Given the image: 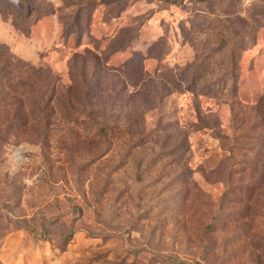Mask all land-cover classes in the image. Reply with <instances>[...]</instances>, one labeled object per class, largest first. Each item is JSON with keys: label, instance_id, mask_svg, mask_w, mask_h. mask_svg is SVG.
<instances>
[{"label": "rangeland", "instance_id": "374dc122", "mask_svg": "<svg viewBox=\"0 0 264 264\" xmlns=\"http://www.w3.org/2000/svg\"><path fill=\"white\" fill-rule=\"evenodd\" d=\"M1 7L0 264H264V0Z\"/></svg>", "mask_w": 264, "mask_h": 264}, {"label": "trees", "instance_id": "16d2710c", "mask_svg": "<svg viewBox=\"0 0 264 264\" xmlns=\"http://www.w3.org/2000/svg\"><path fill=\"white\" fill-rule=\"evenodd\" d=\"M168 1H171V0H168ZM6 10H7L6 7H1L0 12L6 11ZM13 12H18V9H17V11L15 9ZM12 14H14V13H12ZM118 35H121V32L118 33ZM79 45H80V43H79ZM235 90L237 91L236 88H235ZM233 92H234V90H233ZM234 93H233V96H236V95H234ZM106 112H107V108H104L103 112H101V117H103L104 119L106 118L105 117ZM261 115H262V120H263V125H264V110L261 113ZM225 138H227V136L220 137V139H225ZM229 152L232 155V152L231 151H229ZM211 168H212V171H217V173L220 175L225 174L228 180L232 179V168L228 169V166L226 164H224L223 161L218 163V164L213 165V167H211ZM259 172L261 173L260 178H264V137L262 138V145L260 146V157L258 158V160H256L255 164L248 163V165L243 169V173H247V174H251V175H257ZM253 186L256 187V184H254ZM250 189H248V191H250Z\"/></svg>", "mask_w": 264, "mask_h": 264}]
</instances>
